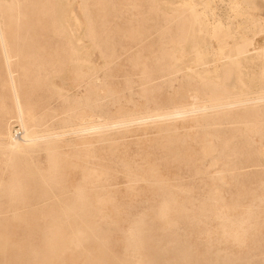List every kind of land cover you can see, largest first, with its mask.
Wrapping results in <instances>:
<instances>
[{"label":"rangeland","instance_id":"374dc122","mask_svg":"<svg viewBox=\"0 0 264 264\" xmlns=\"http://www.w3.org/2000/svg\"><path fill=\"white\" fill-rule=\"evenodd\" d=\"M185 3L257 43L250 91L231 86ZM253 3L4 0L0 264H264V0Z\"/></svg>","mask_w":264,"mask_h":264},{"label":"bare ground","instance_id":"6f19581e","mask_svg":"<svg viewBox=\"0 0 264 264\" xmlns=\"http://www.w3.org/2000/svg\"><path fill=\"white\" fill-rule=\"evenodd\" d=\"M244 2L248 6H253L254 5L253 0H244ZM3 5H4V0H0V46H1V49H2V55H3V58H4L5 66L9 70L8 71V74H9V72H10V53L8 55L7 43H6L5 34H4L5 31L3 32V30H4L3 28L4 27L1 24V20L3 19V18L1 19V10H2ZM185 5H186V3L184 4L183 7L189 13V16H190V19H191L192 28H195V25L199 24L200 27L198 25H196V28H198L197 30L195 29L196 33L198 35H200V36L202 35L205 39L207 37V39H209V41L213 40V41L216 42V46H213L214 49H215V54H214L215 59L224 61L225 64L230 66V68L232 69L233 75L236 77L237 80L233 81L231 86H233V88H237V85H240L243 92L250 91L251 90V89H249L250 86L248 87V89H245L244 86H243V77L245 76L244 75V71H243V67L245 68L246 63H248V61H249L248 58L245 55L248 54V52H250V51H254L255 48H257L256 46H258L257 43L251 47L250 43H249V40L247 38H240L239 39L235 35V33L231 29L227 28L226 26H224L222 24L212 25V26L209 25L208 22L205 21L204 18L202 19V17L200 15H198L197 11H195V9L193 7H191L192 5H187L186 7H185ZM206 22H207L208 25L206 24ZM254 43H255V41H254ZM257 51H259V50H257ZM254 53H256V51ZM195 55H196L195 59H196L197 63H199L201 65H205V66L209 65L208 62L206 61V59H207V56L210 55V54L207 51H205L204 53L201 52V49H199V47L196 45V47H195ZM193 56L194 55H192V57ZM257 56H259V55H257ZM260 56H262V55H260ZM260 56H259V58H261ZM192 60L194 61V57H193ZM205 73H206L205 76L209 77V78L219 77L220 76L219 71L217 69L209 70V71L207 70V71H205ZM212 74H213V76H212ZM9 76H11V78H12L11 72H10ZM258 79H259V83H263L264 82V73H261L259 75ZM12 83H13V81H12ZM258 102H260V101H258ZM228 107L230 108V106H228ZM16 108H17L18 117L20 119L19 121L24 125L25 123H24V118H23V112H22V109H21V106H20V100H19V98L17 96H16ZM217 109L219 110V108H217ZM217 109H215V110H217ZM180 115H183V114L182 113H176L173 116L174 117H176V116L181 117ZM116 127H114V128H116ZM88 132H90V131H88ZM19 140H21V139H19Z\"/></svg>","mask_w":264,"mask_h":264}]
</instances>
